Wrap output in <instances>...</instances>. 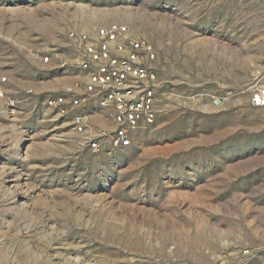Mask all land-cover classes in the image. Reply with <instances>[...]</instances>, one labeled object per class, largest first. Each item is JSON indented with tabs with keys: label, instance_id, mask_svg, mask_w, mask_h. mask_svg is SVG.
I'll list each match as a JSON object with an SVG mask.
<instances>
[{
	"label": "rangeland",
	"instance_id": "1",
	"mask_svg": "<svg viewBox=\"0 0 264 264\" xmlns=\"http://www.w3.org/2000/svg\"><path fill=\"white\" fill-rule=\"evenodd\" d=\"M111 25L153 44L160 90L95 151L54 101L83 80L69 32ZM262 84L264 0H0V264H264Z\"/></svg>",
	"mask_w": 264,
	"mask_h": 264
},
{
	"label": "built area",
	"instance_id": "2",
	"mask_svg": "<svg viewBox=\"0 0 264 264\" xmlns=\"http://www.w3.org/2000/svg\"><path fill=\"white\" fill-rule=\"evenodd\" d=\"M68 37L76 55L74 66L83 72V80L54 102L72 112L74 127L88 132L93 150H99L106 140L112 147L129 146L133 132L152 124L156 117L160 83L155 47L144 38H131L120 25L101 27L92 36L71 31ZM91 102L96 104V112L112 122L110 133L89 130L87 108ZM212 103L218 105L219 99L213 98ZM250 104L264 106V84L251 89Z\"/></svg>",
	"mask_w": 264,
	"mask_h": 264
},
{
	"label": "crops",
	"instance_id": "3",
	"mask_svg": "<svg viewBox=\"0 0 264 264\" xmlns=\"http://www.w3.org/2000/svg\"><path fill=\"white\" fill-rule=\"evenodd\" d=\"M97 115H98V117H99V121H101L102 123H108V120L106 119V117L103 115V114H101V113H96Z\"/></svg>",
	"mask_w": 264,
	"mask_h": 264
}]
</instances>
